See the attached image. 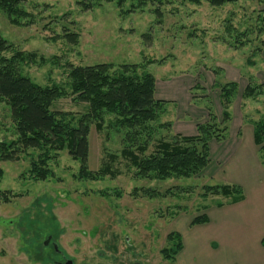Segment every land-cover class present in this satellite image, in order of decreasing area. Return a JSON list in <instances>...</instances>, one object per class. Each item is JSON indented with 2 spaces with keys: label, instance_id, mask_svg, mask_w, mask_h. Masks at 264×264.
Returning a JSON list of instances; mask_svg holds the SVG:
<instances>
[{
  "label": "rangeland",
  "instance_id": "374dc122",
  "mask_svg": "<svg viewBox=\"0 0 264 264\" xmlns=\"http://www.w3.org/2000/svg\"><path fill=\"white\" fill-rule=\"evenodd\" d=\"M26 1L25 10L34 16L29 26L23 21L11 24L0 11V34L11 44L4 55L36 54L33 63L19 64V73L40 86L58 85L65 91L53 110L85 111L86 104L70 95L69 65L139 64L154 76L158 92L168 83L177 86L176 101L165 100L167 109L158 122H171L172 131L173 122L175 126L185 122L175 120L177 112L181 115L189 108L185 91L193 107L203 108V121L207 105L220 120L215 83L237 84L226 138L212 140L209 151L215 144L223 145L232 121L242 137L248 131L253 134V122L264 119V0H237L221 7L172 0L161 7L160 18L150 4L131 10L136 0H129L122 12L114 2L83 10L80 0ZM228 24L247 33L242 38L246 45L232 46L235 36L227 34ZM65 32L76 33V43L68 42ZM258 45L260 52L255 50ZM248 82L262 85L261 94L243 98ZM187 83L189 88L183 89L181 85ZM113 120V115L104 114L102 129L90 126L86 165L94 177L79 174L80 163L67 149L48 162L53 175L42 181L30 178L27 156L0 161V191L10 192L8 202L0 201V264H52L47 256L57 259V255L42 246L47 234H54L59 248L75 264H173L160 253L168 246L166 233L196 216H206V209L221 207L219 203L233 204L231 197L210 195L204 189L228 184L215 169L209 175L203 169L190 178L137 177V170L121 155L124 131L110 126ZM12 133L8 106L0 103V139L10 140ZM163 135L166 132L159 130L153 136ZM257 150L264 171V151L259 146ZM209 158L211 166L220 164L210 153Z\"/></svg>",
  "mask_w": 264,
  "mask_h": 264
},
{
  "label": "trees",
  "instance_id": "16d2710c",
  "mask_svg": "<svg viewBox=\"0 0 264 264\" xmlns=\"http://www.w3.org/2000/svg\"><path fill=\"white\" fill-rule=\"evenodd\" d=\"M128 1L80 0L78 5L83 10H89L102 2H114L122 12ZM171 1L136 0L137 5H132L131 10L150 4L154 8L153 12L160 18L161 7ZM183 1L194 5L205 1L211 6L221 7L237 0ZM26 3V0H0V11L7 15L11 24L23 21L22 24L29 26L34 22V16L25 10ZM225 29L229 36H235V44L232 46L239 48L247 44L242 39L246 37V32H239L230 24ZM63 37L70 43L77 41V34L73 32H65ZM10 48L11 44L0 34V103L4 102L8 106L14 135L10 140L0 139V161L29 157L28 174L36 181L46 180L53 175L48 162L56 159L63 149H67L68 155L80 163L81 176L94 177L86 165L88 136L91 125L97 130L102 129L104 114L114 116L110 126L124 131V146L120 152L137 170L135 174L139 178L164 180L170 177L196 176L209 163L210 142H220L226 138L231 116L228 109L237 91V84L233 81L223 85L215 83L219 90L222 118L218 120L207 105V120L196 124V134L181 135L172 131L171 122L158 124L166 112L168 102L155 98V78L142 65L124 64L117 68L108 63L69 65L70 95L74 96V100L86 104L85 111L73 114L52 109L55 100L65 94L61 87L40 86L19 73V64L23 61L33 63L36 54L16 51L6 57L4 53ZM255 50L260 52V45ZM261 88L262 85L253 86L248 82L242 91V97L254 98L261 94ZM159 130L165 131L166 135L154 137ZM253 141L260 151H264V119L253 122ZM204 189L210 195L231 197V203L239 202L244 197L242 188L234 184ZM9 193L0 191V201L8 202ZM218 205L222 206V203ZM207 220V216L199 215L193 218L191 225L203 224ZM166 243L168 246L163 247L160 253L164 259L174 260L182 248L181 236L170 232L166 235Z\"/></svg>",
  "mask_w": 264,
  "mask_h": 264
},
{
  "label": "crops",
  "instance_id": "0c3cea01",
  "mask_svg": "<svg viewBox=\"0 0 264 264\" xmlns=\"http://www.w3.org/2000/svg\"><path fill=\"white\" fill-rule=\"evenodd\" d=\"M181 86L187 90L190 84ZM176 89L177 86L168 83L158 92L156 85L155 98L176 101ZM185 93L189 108L186 112L181 110V115L179 112L175 114V120L185 122L179 126L173 122V132L194 135L196 124L205 119L204 110L193 107ZM213 107L218 114L217 104ZM235 126L232 121L221 147L216 144L210 147V155L220 164L213 167L210 162L204 171L209 175L211 170H218L224 182L242 188L244 197L233 204L206 209L208 220L203 224L191 225V221H186L180 229L168 231L166 234L179 233L182 239V248L173 264H264V171L258 160L252 131L240 137ZM227 164L231 167L226 169Z\"/></svg>",
  "mask_w": 264,
  "mask_h": 264
},
{
  "label": "flooded vegetation",
  "instance_id": "af4514ba",
  "mask_svg": "<svg viewBox=\"0 0 264 264\" xmlns=\"http://www.w3.org/2000/svg\"><path fill=\"white\" fill-rule=\"evenodd\" d=\"M53 236H54V234H47L42 239L43 249L51 248L52 253H55L57 255V259H53V258L51 259V256L49 254L47 256L48 260H50V262H52V264H64L68 260L72 261L71 259H68L65 255L64 251L59 248L58 241ZM36 251L38 252L39 256H42L41 255L42 252L40 249H38V247H36ZM72 263L75 264L73 261H72ZM133 264H139V262H135Z\"/></svg>",
  "mask_w": 264,
  "mask_h": 264
},
{
  "label": "water",
  "instance_id": "95a60500",
  "mask_svg": "<svg viewBox=\"0 0 264 264\" xmlns=\"http://www.w3.org/2000/svg\"><path fill=\"white\" fill-rule=\"evenodd\" d=\"M64 264H73L72 261L68 260L67 262H65Z\"/></svg>",
  "mask_w": 264,
  "mask_h": 264
}]
</instances>
